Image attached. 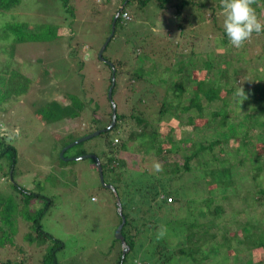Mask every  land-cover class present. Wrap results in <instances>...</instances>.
<instances>
[{"label": "rangeland", "instance_id": "1", "mask_svg": "<svg viewBox=\"0 0 264 264\" xmlns=\"http://www.w3.org/2000/svg\"><path fill=\"white\" fill-rule=\"evenodd\" d=\"M105 1L69 0L70 6H75L77 16L70 20L74 22L72 28L62 26L63 23L69 26V23L65 22L63 18L69 19L70 17L59 0H22L21 4L13 11L2 13L0 10V31L4 24L11 20V17L13 20L26 22L34 28L39 24L57 26L58 28L57 37L50 34L51 42L48 44L26 43L20 45L18 52L21 60H17L19 64L14 62L10 71L11 73L16 71L19 74L23 72L22 75L27 78L31 75L32 86L26 96H22L18 101L5 103L6 112L0 113V137H6L8 143L17 150L15 181L12 179L13 171L6 175L10 169L8 167L9 152L4 154L6 157L3 160L6 162L4 164L6 167L0 168V220H2L0 222V262L17 260L26 261V264H42L40 261L46 253L48 244L41 247L42 239L37 230L40 218L42 219L41 228L63 245L58 252L59 264H100L96 262V256L102 255L101 252L107 253L108 247L114 241L113 238H116L115 233L118 227L115 226L119 224L117 209L111 193L101 183L97 165L92 159L74 161L72 158L76 156H73L75 154L73 148L62 157V141L57 137V134H60L66 140L80 139L92 132L90 130L95 127L93 110L96 105L100 106L98 116L109 108L108 66L116 58L126 62L124 71L129 75L134 68L136 72L138 69H145L147 72L143 79L135 80L136 83L129 81L126 77L120 78V80L118 78L117 96H115L118 113L125 110L128 112L132 106L131 100L140 97V94H144L146 90H151L149 88L151 86L145 87L146 83H141L146 79L156 86L154 91L157 94V99L155 101L145 99V102L141 104L144 107H140V110L145 117L155 121L159 119L158 111L163 96H166L167 92L170 95L168 99L172 101L174 97L170 92L175 93L176 89L171 81L172 72L164 73L162 70V73L161 69H164V64L160 66L156 61L164 62L168 67L173 61L177 63L179 60L178 63L187 67V74L193 75L192 70L195 69L197 72L199 70L201 76L207 74L209 80L215 84L219 82L224 84L227 81L226 78L221 80L219 78L222 72H225L223 69L227 68L229 80L231 82L234 80L236 88L246 90V96L252 98L251 103H247L246 99L238 100L235 93L232 94L233 97H236V101L233 99V104L229 107V115L236 133L232 135L227 132V137H230L229 141L223 143V140L212 153H202L199 160L209 169L219 167L222 159L234 165L231 170L232 179L239 182L229 189L228 199L222 203L226 211L218 219L220 227L234 223L237 228L239 225L235 224L245 222L251 225L264 224V206L261 205V201H264V170L260 165L264 162V152L262 151L264 147V115H260L264 114V96H261L260 91L264 86L257 90L258 83H255L260 77L264 80V34H255L240 49H218L220 44L218 27H222L224 20L222 9L217 8L220 0L212 1V3H210L211 0L195 1L196 5L193 6L196 8L202 6L197 8L198 12L194 11L197 19L205 18V11L215 16L213 20L196 26L194 30L201 28V32L197 34L191 29L180 33L175 28V19L172 13L176 11V4L183 0L169 1L167 3L170 4L169 8L162 16L160 14L164 10L157 9V12L151 13L147 9L144 12H138L134 5H131L128 9L133 11L134 25H131L129 29L119 30L107 52H104L107 59L105 57L102 59L100 51L111 35V33L107 34L108 29L104 21L105 18H103ZM118 1L110 0L108 6H113ZM209 3L214 9L208 8ZM258 8L263 12L258 13L257 16L264 20V6L260 5ZM187 12L188 9L185 8V13ZM159 33L163 36L161 39L157 38ZM182 34L184 36H181ZM0 42L4 46H9L11 40L2 41L0 39ZM179 44L178 49L177 45ZM139 48L141 53L135 63V59H132L134 58L133 52ZM243 48L244 54L241 55L238 52ZM177 49L181 55L177 56L176 53V57H173ZM206 49L216 52L217 70L209 72L204 65L198 64L197 67H194L190 53H196L198 60L203 55L207 56ZM73 50L76 52L72 60L69 56ZM89 50H91L90 54ZM221 53H226L228 58L226 55L225 59L222 58ZM236 53L242 58L239 68L249 70L246 76L242 70L239 72L234 64H230L231 61L235 62ZM78 60H85L82 81L76 79L79 76ZM0 62H4V59H0ZM193 67L194 69H191ZM1 68L0 65V70ZM235 68L238 74L235 73ZM194 76L187 81L185 91L188 92H185L184 98H180L181 102L183 100L186 105L188 101L185 99L193 96L191 92L196 89L200 78L199 74ZM126 80L128 81L125 82ZM49 84V88L45 90L44 87H48ZM66 84L69 89L77 87L80 91L78 97L80 98L81 95L82 100L83 95L86 96L83 119H75L70 116L71 118H65L53 125L44 124L37 116V110L43 105V102L51 101L54 98L68 103L64 99L65 96H59L63 91L59 92L57 89L59 86L65 87ZM259 95L260 100L256 97ZM127 97H132L128 104L126 103ZM168 99L167 102H169ZM229 100L232 103L231 99ZM203 104L209 108L204 111L205 121H199L202 128L188 124L189 117L198 114L193 110L183 113L179 119L165 116L162 120L163 132L172 138L178 150L184 154L190 155L199 143L215 144L216 139L222 138V132H225L219 128L218 119L212 120L213 111L220 110L222 104L207 105L206 102ZM123 105L125 108H122ZM259 112L258 119L253 120ZM171 113L169 112V114ZM87 121H89V126L86 125ZM246 132L250 134L251 144L246 162L244 165H239L245 154L239 149L242 140L238 138L243 137ZM114 134L112 132L111 137ZM105 142V138L96 136L84 142L83 147L88 154L102 159V152L106 149ZM196 163L193 161L194 165ZM14 183L25 188L28 193H33L41 198L31 200L30 204L24 203L26 200L24 195L20 196L22 199L18 196L14 198ZM239 183L241 186L238 185ZM251 203L256 207L250 209L248 205ZM45 207L47 209L45 214L40 215V211ZM237 232L238 230H235L236 234ZM252 232L257 233L255 230ZM243 235L247 234L243 233ZM257 235L255 234V236ZM256 239L259 241L260 237L257 236ZM244 241L249 242L248 236L244 238ZM246 248H248L246 249L247 254L253 251L255 263L261 260L263 248L254 247L252 243H249ZM28 260L29 262H27ZM215 262H219V260L215 259ZM230 262L232 263V260Z\"/></svg>", "mask_w": 264, "mask_h": 264}, {"label": "trees", "instance_id": "2", "mask_svg": "<svg viewBox=\"0 0 264 264\" xmlns=\"http://www.w3.org/2000/svg\"><path fill=\"white\" fill-rule=\"evenodd\" d=\"M59 1L62 2L63 9L70 17L69 19L63 18L65 22L69 23V26L65 23H63L62 26L72 28L74 22L70 20L75 18L76 8L75 6H70L69 0ZM169 1L171 0H119L117 4L113 6L110 5L109 7L108 3L110 0H106L104 2L105 10H103V18H105L104 21L108 29V35L112 33L113 22L116 15L119 12L120 15L115 23L114 37L108 44L105 53L119 30L129 29L131 25H134L132 16L133 11L128 9L129 6L134 5L138 12H144L147 9H149L151 13L157 12V9L164 10L161 14L158 12V14L162 16L169 8L170 4H167ZM195 1L198 0H183L181 3L176 4V11L173 12L172 15L175 19V28L178 32L183 33L188 29L193 31L196 26L202 23L205 24V22L215 18L213 14H209L205 11V18L202 20L197 19L194 11L198 12L197 8L202 6H198L197 8L193 6L196 5ZM212 1L215 2L217 0H211L210 3H212ZM21 2L22 0H0V10L2 13L13 11ZM210 3L208 8H212ZM260 5L264 6V0H257L256 4L253 5L256 14L263 12V10L261 11L258 8ZM191 7L194 9L190 10L189 8ZM185 8L188 9L187 13H185ZM217 8L221 9L220 3ZM124 14H129L130 19H125ZM12 18L13 17L4 24L0 31V39L2 41L11 40L9 46L0 44V59H4V62H0L2 67L0 70L1 114L6 112L5 103L9 101H18L31 90V75L27 78L25 75H22L23 72L20 74L16 71L10 72L13 68L12 64L14 62L19 64L17 60H21L18 47L26 43L35 45L41 43L48 44L51 42L49 35L52 34L56 36L58 29L57 26L42 24L36 25L34 28L26 22L16 21ZM214 20L217 22L216 19ZM59 25L61 26V24ZM218 29L220 33V44L218 45V49H234L228 44L223 28L218 27ZM198 32H201V28L194 30L195 34ZM159 34L157 38L161 39L163 36L161 33ZM254 35L255 34H253V36ZM181 36H184V34ZM63 40L66 41L65 39ZM177 46L179 49L180 44ZM178 49L175 54H173V57H176V53L177 56L181 55ZM96 50L98 51L99 48ZM90 51L91 50L88 51L89 54ZM243 51L244 48L238 53L242 55L244 54ZM75 52L76 51L73 50V52L70 53L69 57L72 60L74 59ZM140 53V48L133 52L134 58L132 59H135V63ZM206 53L207 56L203 55L198 60L196 58V53H190V57L193 58L194 67H197L198 64L204 65L205 69L209 72L217 70L216 52L206 49ZM238 53H236L237 57L235 58V62L231 61L230 64H234L239 72L242 70L244 76H246L249 70L239 68V63H241L242 58ZM225 55L227 56L226 53H221L220 56L225 59ZM103 57L106 58L105 54H103ZM89 58H91L90 55ZM84 61L85 60H78L79 65L77 70L79 76L76 79L81 81L84 79V74L82 73ZM178 61L177 63L174 61L171 63L170 60L169 62L171 64L168 67L164 62L156 61L160 66L164 64V69H161V72L162 70L164 73L172 72L173 76L171 78L170 74L169 81L171 78L172 83L176 86L175 93H172L173 91L170 92L174 97L172 101L168 99L170 95L167 92L166 96H163L161 107L158 111V121L145 117L140 110V107H144L141 106V104L145 102V99L150 101H155L157 99V94L154 91L156 86L146 79L141 83H146L145 87H148V85L151 86L149 87L151 90H146L144 94H140V97L134 98V100H131L133 96L131 98L127 97L126 103L128 104L131 100L132 106L129 108L128 112L125 110L118 113V106L115 100V96H117L118 78L120 80V78L126 77L131 82H135V80L140 81L145 77V73L147 72L145 69H138L136 72L134 68L129 75L124 71L126 62L118 58L114 59L112 62L116 71V84L112 96V100L117 106L116 124L111 130H107L111 125L113 113V106L109 100V108L105 112L102 111L100 116L97 115L100 111V106L96 105L93 110L95 120L93 123L95 127L90 131L106 130L100 135L106 139V149L103 150L102 159L99 158V160L103 167L105 183L111 185L115 191L113 188L102 185L111 193V197L114 200L117 215L119 217L118 226L122 223L123 217L126 219L122 233L130 249L128 253L123 255L124 248L121 242L113 238L114 241L108 247L107 253L101 252L100 254L102 255L98 254L96 256V262L100 264H264V224L251 225L245 222L235 224L236 226L239 225L235 228L234 223L227 224L228 226L225 225L223 227H220L218 223V219L224 215L226 211L222 203L228 199L227 193L229 189L239 182L232 179L233 175L231 170L234 165L222 159V163L219 167L209 169L205 164L202 165V161L199 160L202 153H212L216 146L221 144L223 140V143L228 142L230 138L227 137L228 133L232 135L236 133L229 115V107L233 104V99L236 101V97H233L234 93L236 94L240 89L236 88L234 80L232 82L229 80L227 68L223 69L225 72H222L219 77L220 80L226 78L227 81L224 84L220 82L215 84L209 80L207 74L206 76H201V71H195L194 67L191 68L194 69L192 70L194 74H187V67L182 66ZM108 68L110 89L113 71L111 66H108ZM236 68L235 73L238 74ZM23 70H25V68H23ZM27 73L29 74L28 71ZM198 74L200 78L196 84V89L191 92L193 96L189 97V99H185V101H188L186 105L183 103V100L181 102L180 98H184L185 92H188L185 91V87L189 78H194V75ZM255 83H258L256 87L257 90L264 86L262 77L256 80ZM49 86L50 84L48 87H44V89L46 90ZM57 89H59V92L63 91L59 96H65L64 99L67 100L68 103L60 101L58 98L43 102V105L37 110V116L40 117V121L46 125H53V123L62 121L65 118L72 117L75 119H83L82 114L85 108L86 96L83 95L82 100L81 95L80 98L78 97L80 93L79 89L77 87L69 89L67 84L65 87L59 86ZM257 90L254 91L255 94ZM245 91L246 90H244V92ZM260 91L261 96H264V88ZM151 94L153 95L152 97ZM256 97L260 100V95ZM167 99L169 102H167ZM229 99H231L232 103H230ZM251 99L247 96L246 102L251 103ZM204 102H206L207 105L222 104L220 110L213 111L212 120L218 119L219 128L225 130V132H222V138L216 139L215 144L207 145L199 143L198 146H195L193 151H191L190 155L184 154L178 150L172 138L163 132L162 120L165 116H172L179 119L183 113H188L193 110L198 112V114L195 116L191 115L188 124L197 126L196 128H202L199 121H205L203 118L204 111L209 108L208 106L205 107L203 104ZM227 104L229 105L227 106ZM122 108H125L124 105ZM254 110L255 109H252V111ZM169 112L172 113L169 114ZM259 114L260 112L258 115L254 116L253 120H257ZM260 115L263 116L264 114ZM88 124L89 121H87L86 125L89 126L90 124ZM94 128H96V130H93ZM92 132H89L88 135L92 134ZM112 132L115 133L113 137L110 135ZM249 135L250 134L246 132L243 134V137L238 138L242 140V145L239 149L245 154V159L243 158L244 162H242L243 159H241L239 165H244L246 162L251 144V137ZM57 137L62 141L61 149L78 139L70 138L66 140L60 134H57ZM83 146L84 143L74 147L75 154L73 156L78 157L87 155L88 152ZM262 151L264 152V147ZM5 152L10 153L8 166L10 169H8L6 175L10 174V171H13L12 179L15 181L14 179L17 173V171H15L17 166V150L8 143L6 137H0V168L6 167L4 165L6 162L3 160L6 157L4 155ZM193 161L197 162L196 165L193 164ZM93 162L96 165V162ZM157 162L162 166V170L158 171L155 168ZM260 165L263 166L261 169L264 170V162L260 163ZM241 177L244 178L245 176ZM232 182L234 183L232 184ZM238 185L241 186V183ZM13 187L15 189L13 191L14 198L18 196L22 199L20 196L24 195L26 197L24 203L26 204H30L32 202L31 200L41 198L33 193H28L25 188L17 183H14ZM191 190L192 192H190ZM217 200L220 201L217 202ZM118 202L121 203L122 214L119 213ZM261 205L264 206V201H261ZM248 206L250 209L256 207L252 203ZM45 210H47L46 207L40 211V215L45 214ZM9 211L11 212V209H9ZM41 220L40 218L37 228L39 236L42 239L41 247L46 244H48V247L40 262H42V264H59L58 252L63 245L58 239H55L41 228ZM1 221L2 220H0V222ZM118 226L116 224L115 227L117 228ZM161 227L166 231L161 238H158L157 233ZM235 230H238L237 234ZM252 230L257 231V233L252 232ZM243 233L247 235H243ZM255 234H258L257 236L260 237L259 241L256 239L257 236H255ZM247 236L249 238L248 243L244 241V238ZM249 243H252L254 247L263 248L261 260L257 263L254 262L253 251L247 254L248 252L246 249L248 248H246V246L249 245ZM215 259H218L219 262H215ZM230 260H232V263ZM243 261L245 262L242 263ZM27 262H29V260ZM0 263L26 264V261L15 260L14 262L7 261Z\"/></svg>", "mask_w": 264, "mask_h": 264}, {"label": "clouds", "instance_id": "3", "mask_svg": "<svg viewBox=\"0 0 264 264\" xmlns=\"http://www.w3.org/2000/svg\"><path fill=\"white\" fill-rule=\"evenodd\" d=\"M257 0H220L222 15L224 16L222 28L226 34L228 44L235 48H242L253 34L264 33V20L257 16L253 7ZM236 97L243 101L247 99L244 89L236 92ZM155 168L159 171L162 166L157 162ZM161 227L157 236L161 238L165 234Z\"/></svg>", "mask_w": 264, "mask_h": 264}, {"label": "water", "instance_id": "4", "mask_svg": "<svg viewBox=\"0 0 264 264\" xmlns=\"http://www.w3.org/2000/svg\"><path fill=\"white\" fill-rule=\"evenodd\" d=\"M119 15H120V13H118L116 15L115 20L113 22L112 33L109 36V38L106 40V42L104 43V45L102 46V49L100 51V57L102 59H103V54H104L105 50L107 49L108 44L110 43L111 39L114 37V34H115V23H116ZM109 64L112 67L113 73H112V85H111V87L109 89L108 96H109V100L111 101L112 106H113V113H112V122H111V125L108 127L107 130H111L114 127V125L116 124V120H117V106H116V104L112 100V98H113L112 97L113 96V89H114L115 84H116V71H115L114 66L111 63H109ZM105 131L106 130H104V129L103 130H98V131H96V132H94L92 134H89L87 136H84V137H82V138H80V139H78V140L70 143L65 148H63V150H62V157L65 155V153L68 150H70V149L76 147L77 145H80V144H82V143H84L86 141H89V140L95 138L96 136H100ZM72 159L74 161H79V160H84V159H92V160H94L96 162L97 168H98V170L100 172V180H101V183L104 186H106V187L113 188L111 185H107L105 183L104 175H103V167H102L101 162H100V160H99V158L97 156H95L93 154H87V155L78 156V157H75V158H72ZM113 190L115 191L114 188H113ZM117 205H118L119 213L122 214V206H121V203L118 202ZM125 222H126V219L123 217L122 218V223L118 226V228L116 229V233H115L116 239L121 242L122 247L124 248L123 255H125L126 253H128L129 252V249H130V247L127 245L126 239H125V237L123 236V233H122L123 226H124Z\"/></svg>", "mask_w": 264, "mask_h": 264}, {"label": "built area", "instance_id": "5", "mask_svg": "<svg viewBox=\"0 0 264 264\" xmlns=\"http://www.w3.org/2000/svg\"><path fill=\"white\" fill-rule=\"evenodd\" d=\"M124 18L125 19H130V15L129 14H124Z\"/></svg>", "mask_w": 264, "mask_h": 264}]
</instances>
